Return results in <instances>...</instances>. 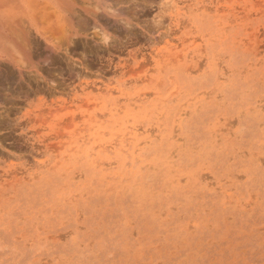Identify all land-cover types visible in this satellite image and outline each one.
<instances>
[{
	"label": "rangeland",
	"instance_id": "1",
	"mask_svg": "<svg viewBox=\"0 0 264 264\" xmlns=\"http://www.w3.org/2000/svg\"><path fill=\"white\" fill-rule=\"evenodd\" d=\"M0 264H264V0H0Z\"/></svg>",
	"mask_w": 264,
	"mask_h": 264
}]
</instances>
